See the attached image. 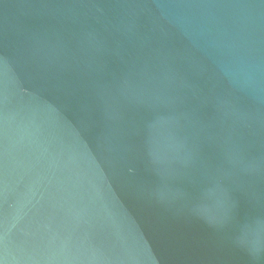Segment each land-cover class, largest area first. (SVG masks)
Masks as SVG:
<instances>
[{
  "label": "water",
  "instance_id": "water-1",
  "mask_svg": "<svg viewBox=\"0 0 264 264\" xmlns=\"http://www.w3.org/2000/svg\"><path fill=\"white\" fill-rule=\"evenodd\" d=\"M0 264H264V0H0Z\"/></svg>",
  "mask_w": 264,
  "mask_h": 264
}]
</instances>
